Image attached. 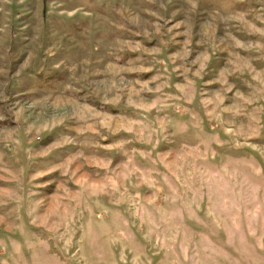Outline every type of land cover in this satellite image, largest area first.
<instances>
[{
	"label": "rangeland",
	"instance_id": "374dc122",
	"mask_svg": "<svg viewBox=\"0 0 264 264\" xmlns=\"http://www.w3.org/2000/svg\"><path fill=\"white\" fill-rule=\"evenodd\" d=\"M0 264H264V0H0Z\"/></svg>",
	"mask_w": 264,
	"mask_h": 264
}]
</instances>
